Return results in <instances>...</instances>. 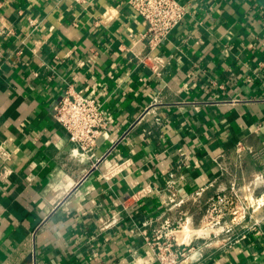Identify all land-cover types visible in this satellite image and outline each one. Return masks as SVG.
Listing matches in <instances>:
<instances>
[{
    "label": "crops",
    "instance_id": "crops-1",
    "mask_svg": "<svg viewBox=\"0 0 264 264\" xmlns=\"http://www.w3.org/2000/svg\"><path fill=\"white\" fill-rule=\"evenodd\" d=\"M128 1L0 0V264H157L149 220L203 246L188 264H264V227L201 221L264 162V0H179L154 50ZM70 92L106 119L90 152L53 119Z\"/></svg>",
    "mask_w": 264,
    "mask_h": 264
},
{
    "label": "built area",
    "instance_id": "built-area-1",
    "mask_svg": "<svg viewBox=\"0 0 264 264\" xmlns=\"http://www.w3.org/2000/svg\"><path fill=\"white\" fill-rule=\"evenodd\" d=\"M128 4L142 20V37L149 50L157 48L188 13L187 5L179 0H129ZM29 24L35 21L30 19ZM53 119L83 152L93 150L107 125L97 102L81 93L62 96L53 107ZM8 159L7 152L0 148V160L5 163ZM261 165L247 182L231 181L206 200L202 225L212 229L214 237L224 235V246L244 231L264 227V162ZM154 222H144L140 229L130 232L143 239L157 264H188L191 251L201 254L203 246L194 249L177 244V228L170 222L165 220L153 227Z\"/></svg>",
    "mask_w": 264,
    "mask_h": 264
},
{
    "label": "bare ground",
    "instance_id": "bare-ground-1",
    "mask_svg": "<svg viewBox=\"0 0 264 264\" xmlns=\"http://www.w3.org/2000/svg\"><path fill=\"white\" fill-rule=\"evenodd\" d=\"M189 232L187 228H184L183 231H181L178 235H179V238L181 239L180 241H185L186 237L189 235Z\"/></svg>",
    "mask_w": 264,
    "mask_h": 264
},
{
    "label": "rangeland",
    "instance_id": "rangeland-1",
    "mask_svg": "<svg viewBox=\"0 0 264 264\" xmlns=\"http://www.w3.org/2000/svg\"><path fill=\"white\" fill-rule=\"evenodd\" d=\"M183 230H184V229H183ZM183 230H182V231H183ZM178 234H179V233H178ZM178 238H179V235H178ZM179 239H180V238H179Z\"/></svg>",
    "mask_w": 264,
    "mask_h": 264
}]
</instances>
